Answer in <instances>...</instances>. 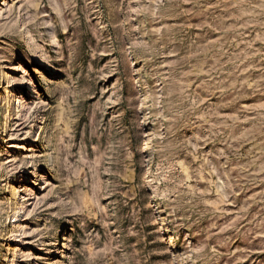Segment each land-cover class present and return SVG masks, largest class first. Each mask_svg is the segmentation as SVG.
<instances>
[{
	"label": "rangeland",
	"instance_id": "obj_1",
	"mask_svg": "<svg viewBox=\"0 0 264 264\" xmlns=\"http://www.w3.org/2000/svg\"><path fill=\"white\" fill-rule=\"evenodd\" d=\"M18 93L0 264H264V0H0Z\"/></svg>",
	"mask_w": 264,
	"mask_h": 264
},
{
	"label": "bare ground",
	"instance_id": "obj_2",
	"mask_svg": "<svg viewBox=\"0 0 264 264\" xmlns=\"http://www.w3.org/2000/svg\"><path fill=\"white\" fill-rule=\"evenodd\" d=\"M29 86V90H32L33 92V82L30 80V82L27 84ZM10 92V91H9ZM23 108V95L21 93H18V95L14 96L12 100L9 102L8 108L4 112V129H3V136L0 141H6L7 138L9 137L8 132L11 130V128L14 125V120L17 114H20ZM144 120H147L146 116L144 115ZM34 121L30 123V125H34ZM35 129V127H34ZM46 135L48 132V129H45ZM49 137V134L47 135ZM146 149V148H145ZM151 158V157H150ZM17 200V199H16ZM12 201L9 207V210L11 213H13L12 221L13 223L11 224V228H16L18 224L20 223L19 217H18V211L20 209L19 202L18 200ZM10 228V227H9ZM12 232V231H11Z\"/></svg>",
	"mask_w": 264,
	"mask_h": 264
}]
</instances>
